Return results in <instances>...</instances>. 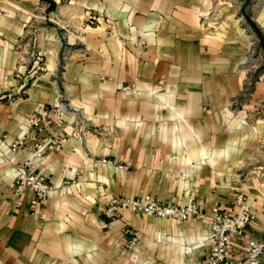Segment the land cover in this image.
Returning <instances> with one entry per match:
<instances>
[{
	"label": "crops",
	"instance_id": "obj_1",
	"mask_svg": "<svg viewBox=\"0 0 264 264\" xmlns=\"http://www.w3.org/2000/svg\"><path fill=\"white\" fill-rule=\"evenodd\" d=\"M237 10L230 0H0V264L204 260L207 227L194 217L105 218L113 200L145 195L191 198L208 213L240 194L246 236L264 244V119L238 108L250 48ZM255 22L264 30V4ZM60 96L84 120L52 117L41 135L62 143L42 159L30 140L12 154L28 114ZM30 162L54 188L36 207L31 192L9 188ZM126 229L139 244L124 252Z\"/></svg>",
	"mask_w": 264,
	"mask_h": 264
},
{
	"label": "built area",
	"instance_id": "obj_2",
	"mask_svg": "<svg viewBox=\"0 0 264 264\" xmlns=\"http://www.w3.org/2000/svg\"><path fill=\"white\" fill-rule=\"evenodd\" d=\"M52 117L60 122L75 123L77 126L84 120L82 111L72 107L64 97L60 96L50 108L28 114L25 133L10 145L9 151L12 154L17 153L26 148V142L30 140L33 143L31 147L33 158L42 159L46 154L59 148L62 142L55 143L41 135ZM102 162L111 164L107 160ZM32 167L31 162L15 167V178L9 188L20 194L25 191L31 192L33 198L30 204L36 207L45 201L54 188L48 185L43 177L37 176ZM118 168L125 169L123 166ZM123 211L177 222H185L191 217L204 222L207 227L205 241L209 251L204 260L194 264H258V259L264 252V244L246 236L252 216L244 205V197L240 194L234 198L231 209L220 212L217 208L211 207L208 213L201 204L191 198L184 206H173L163 205L149 195L137 198L121 197L106 206L104 216L109 221H115L121 217ZM125 233L129 235V239L121 245V251L124 252L136 248L139 244V237L134 230L126 229ZM233 239L242 241L238 252L232 251Z\"/></svg>",
	"mask_w": 264,
	"mask_h": 264
},
{
	"label": "rangeland",
	"instance_id": "obj_3",
	"mask_svg": "<svg viewBox=\"0 0 264 264\" xmlns=\"http://www.w3.org/2000/svg\"><path fill=\"white\" fill-rule=\"evenodd\" d=\"M235 6H238L237 14L238 24L245 28L248 35L249 51L247 56V77L245 82V90L239 103V110L247 109L250 119L245 118L253 123L264 119V30L259 27L256 21V15L260 12V7L264 4V0H230ZM43 17L53 18L50 14L45 15V12L36 13ZM45 19L39 24H44ZM48 30H54L56 25L52 21ZM53 25V26H52ZM46 26V25H45ZM38 32H41L40 29ZM67 39H64L66 41ZM48 41H53L51 34L48 36ZM47 41V42H48ZM257 83V84H256ZM258 85V90L255 86Z\"/></svg>",
	"mask_w": 264,
	"mask_h": 264
}]
</instances>
